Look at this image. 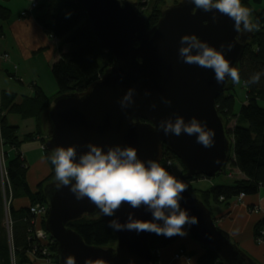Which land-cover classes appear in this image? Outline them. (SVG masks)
I'll return each instance as SVG.
<instances>
[{"label":"water","instance_id":"water-1","mask_svg":"<svg viewBox=\"0 0 264 264\" xmlns=\"http://www.w3.org/2000/svg\"><path fill=\"white\" fill-rule=\"evenodd\" d=\"M75 1L84 7L93 33L111 53L113 64L84 92L52 100L44 113L47 150L75 145L82 154L90 142L105 150L117 144L131 145L138 148L140 158L160 163L164 150L171 151L185 167L180 178L187 187L182 205L199 218L198 224L186 226L190 237L212 250L222 264H256L217 224L212 210L187 183L196 176L215 177L228 165L230 138L217 98L231 81L218 84L212 70L185 64L178 56L180 38L196 33L217 47L234 44L231 51L224 50L237 68L252 33L238 34L226 16L214 18L213 12L203 10L194 13V5L186 0L162 7L152 28L137 0H125L123 6L119 0ZM130 88L135 89V103L124 109L119 101ZM166 99L172 103H164ZM177 114L206 120L216 132L215 145L205 148L194 136L165 135L158 129L161 119ZM55 185V180L49 181L43 190L48 205L45 228L57 243L58 264H64L70 255L77 264H153L150 240L154 234L147 231L115 232L113 246L86 243L69 224L85 216L97 217L99 210L87 198L76 200L68 187L58 190ZM146 208L133 209L124 202L116 218L124 222L133 213L136 218L151 219Z\"/></svg>","mask_w":264,"mask_h":264},{"label":"trees","instance_id":"trees-1","mask_svg":"<svg viewBox=\"0 0 264 264\" xmlns=\"http://www.w3.org/2000/svg\"><path fill=\"white\" fill-rule=\"evenodd\" d=\"M164 2L165 0H157L151 12L141 11L148 16L149 28L158 22ZM262 2L263 0H243L244 5L252 10V20L259 21L261 24L260 31L252 33L237 66L241 82L246 89L245 100L237 109L234 93L236 84L232 82L228 89L217 98V107L226 126L234 121V126L227 128L231 145L228 165L238 170L242 177L234 179L231 184H215L204 190L194 189L190 184L193 180L208 177L196 176L187 182L190 191L210 209L211 201L230 203L232 200L236 201L241 193L246 196L255 195L264 190V107L259 103L264 99V77L257 85L246 83L252 74L264 72V7H258ZM35 9L37 10L36 20L44 32L58 40V59L54 61L51 68L57 84V93L49 96L38 84H33L34 97H25L21 103H15V93L1 91L2 109L7 113L19 114L23 118H35L37 130L26 135L24 140H20L17 135L18 127L7 122V114L1 119V137L4 145L13 151L9 153L10 149L6 150L7 164L4 171L0 166V264H12V251L17 264L36 263L34 259L36 255L33 257L32 251L35 249L34 246L42 249V245L32 232L36 224L34 225L35 216L31 213L30 207L47 203L44 185L46 182L55 180L54 167L49 160L51 152L45 149L50 173L38 183L35 189L31 188L28 180L30 168L21 152L22 143L36 138L39 134L44 135L42 133V126L45 124L44 113L54 98L62 94L84 92L92 83L101 79L105 71L113 64L111 53L101 47L93 33L84 7L75 0H40L32 10ZM140 10H142L141 7ZM68 13L71 15H67ZM28 14V11H23L21 16L25 17ZM11 16V11L0 4V20L6 22ZM10 76L15 77L13 74ZM42 142L45 143L46 139L44 138ZM165 156L169 160L178 159L167 149L164 150ZM226 171L225 169L224 172ZM3 173L8 180L5 183L6 197L11 199L8 210L13 222L11 243L4 226L6 211L3 205L4 194L1 182ZM230 174L231 172L228 176ZM17 200L19 203H16ZM109 219L112 217H104L101 214L97 217L85 216L71 222L69 226L76 230L88 244L113 246L117 238L115 231L107 226ZM39 225L45 226L44 217ZM262 228H264L263 219L255 227L256 241ZM178 238L179 235L165 238L154 234L150 240V246L153 251L161 250L173 244ZM49 248L50 257L58 262L57 243L52 240ZM182 250L190 256L196 254V252L188 253ZM154 260H157L156 256ZM217 261H219L217 255L210 249L204 248L203 253L198 256L199 264H213Z\"/></svg>","mask_w":264,"mask_h":264},{"label":"clouds","instance_id":"clouds-1","mask_svg":"<svg viewBox=\"0 0 264 264\" xmlns=\"http://www.w3.org/2000/svg\"><path fill=\"white\" fill-rule=\"evenodd\" d=\"M186 2L194 5V13L203 10L213 12L214 18L217 14L228 17L234 22L233 27L238 34L261 29L260 22L252 20V10L244 5L243 0ZM119 3L123 6L125 0H119ZM179 45L178 56L183 63L212 70L218 84L223 85L227 80L233 84L240 83V73L224 50L227 47L231 51L234 44L217 47L198 34L189 33L180 38ZM262 77L264 72L254 73L246 83L257 85ZM134 93L135 89L130 88L123 95L119 101L122 108L127 109L135 103ZM164 103L170 105L172 101L166 99ZM158 129L165 135L194 136L196 143L205 148L215 145V130L197 116L190 119L179 114L169 116L160 120ZM87 148L82 154H78L75 145L58 146L52 150L49 160L54 167L55 186L58 190L68 187L76 200L87 198L101 215L112 217L108 220V228L115 232L135 231L137 234L147 231L171 238L187 235L186 226L199 223V218L182 205L185 200L183 194L187 190L185 183L159 161L140 158L138 148L131 145L117 144L105 150V146L90 142ZM124 202H129L133 209L146 205L151 219L136 218L129 213L127 220L121 222L116 213ZM64 264H77V260L70 255Z\"/></svg>","mask_w":264,"mask_h":264},{"label":"crops","instance_id":"crops-1","mask_svg":"<svg viewBox=\"0 0 264 264\" xmlns=\"http://www.w3.org/2000/svg\"><path fill=\"white\" fill-rule=\"evenodd\" d=\"M0 4L8 8L12 14L10 20L6 22L0 20L1 91L15 93V103H21L25 97H34L33 84H38L47 95H55L57 84L53 85L54 88L50 91L44 85L40 75H42L43 68H45L49 71V76H53L51 68L54 61L58 59V40L44 32L36 20L37 10L31 9L29 0H0ZM23 11H28L29 14L22 17ZM11 74L15 77L10 76ZM13 115L19 114L7 113V122L18 127L17 135L20 140H24L26 135L36 132L37 122L35 118H23L19 115L21 117L20 123ZM14 120L17 122H13ZM20 131L24 133L23 137L20 136ZM44 138L45 136L42 135L31 141H25L21 145V152L26 161L28 153L41 151L40 155L37 152L38 158L33 164L27 163L30 167L28 180L32 189H35L38 183L45 179L50 172L42 148ZM258 204L264 208V190L255 195H247L240 203L235 200L230 203H219L216 212H213V210L212 212L217 224L230 234L233 241L256 264H264V243H258L255 239V227L262 220V212L253 211V208ZM180 249H184L188 253L196 252L198 256L203 253L202 247L195 245L190 239L180 240L178 243L160 250L158 263L199 264L198 256L192 257L191 261L183 257L176 258L175 255ZM35 264L55 263H47L41 259Z\"/></svg>","mask_w":264,"mask_h":264},{"label":"rangeland","instance_id":"rangeland-1","mask_svg":"<svg viewBox=\"0 0 264 264\" xmlns=\"http://www.w3.org/2000/svg\"><path fill=\"white\" fill-rule=\"evenodd\" d=\"M30 1V5H31V0ZM136 1V0H134ZM137 1H140V7H141V11L142 12H151L152 10V7L154 6V4L157 2V0H137ZM178 1L180 0H165L164 4H163V7L166 6V5H172V4H175L177 3ZM31 7V6H30ZM259 8H262L264 7V0L262 2L261 5H258ZM52 74V73H51ZM41 78H42V81L44 83V85H46V88L47 89H50V91L54 88V86L56 85V81L54 79L53 76H49V71H47L45 68H43V72H42V75H40ZM53 81V82H52ZM52 83V84H51ZM54 85V86H53ZM57 87V85H56ZM234 93L236 94V108L239 109L241 107V105L243 104L244 100H245V97H246V89L245 87L243 86L242 82L240 81L239 84H236L235 85V88H234ZM0 101H1V89H0ZM260 105L262 107H264V99L263 100H260L259 101ZM2 105V104H1ZM0 113H1V116L3 117L5 114H7L6 111H4L2 109V106H1V110H0ZM13 117H16L17 118V121L21 123V117L19 115H13ZM2 119V118H1ZM12 119V118H11ZM16 120H14L13 122H17ZM45 121V120H44ZM19 123V124H20ZM45 124L42 126V133H44L43 136H45V139H47V128H46V121L44 122ZM234 126V121L230 122L227 126L228 129H230L231 127ZM1 127V125H0ZM25 129V127H24ZM45 131V132H44ZM24 133L22 131H20V136L23 137ZM42 135H37V137H41ZM36 137V138H37ZM27 141H31V140H27ZM42 148L45 150L47 149L46 148V145L45 143L43 142L42 144ZM7 149H10L9 150V153H12L11 151V148H8L4 145V142H3V139L1 137V128H0V166L2 167L3 171L6 167V164H7V160L5 158V153H6V150ZM11 151V152H10ZM15 151V150H14ZM38 154L40 155L41 154V151H37ZM36 153H28L27 154V163L28 164H33L35 162V160L38 158V154ZM34 154V155H33ZM170 161V162H168ZM162 166H165L167 168H170V172L173 173L174 175H176L179 179L181 178L182 174L184 173V166L183 164L178 160H169L166 158V156L164 157L163 161H162ZM30 168V167H29ZM225 169L227 170L226 172H223L215 177H212V178H200V179H197V180H193L191 182V187H193L194 189H199V190H204V189H208L210 188L211 186L215 185V184H231L233 183L234 179H237V178H241L242 175L238 172V170H235L233 168H231L230 165H227L225 167ZM2 171V172H3ZM32 171V170H31ZM231 172V174L228 176V173ZM50 173V172H49ZM29 174V172H28ZM31 174V172H30ZM33 176L31 175V178ZM30 178V179H31ZM42 181V180H41ZM2 190H3V205H4V208H5V211H6V214H5V219H4V226L6 227V230H7V233L9 235V239H10V243L12 242V220H11V217L9 215V204H10V201L11 199L9 200L7 197H6V193H5V183L8 182L7 178L4 177V173H3V179H2ZM47 183V182H46ZM16 203H19L18 200L16 201ZM218 204L219 203H216L215 201H211L210 202V207L211 209L213 210V212H216L217 210V207H218ZM42 221V218H37L35 220V223L36 224V227L39 226V222ZM188 231V230H187ZM190 239V241H192L195 245H198L200 247H202V245H200L198 242L194 241L190 235H189V232L187 235L185 236H179V238L174 242V243H178L180 240H188ZM30 240L32 241V238L30 237ZM173 243V244H174ZM12 247V246H11ZM35 249H38L39 251L37 252H40V254H37L36 250L35 253H33L32 251V256L34 257L35 255V261L37 262L38 260H44L45 262L47 263H55V264H58V262H56L53 258L49 257V254L48 255H45L43 252H42V249H39V246H34ZM49 252H50V248L47 247ZM202 249H204V247H202ZM14 252L12 251L11 253V257H12V264H17L16 263V259L14 257ZM38 256V257H37ZM198 256V253H196L194 256ZM176 257V256H175ZM160 258V256H159ZM157 259V258H156ZM155 261V260H154ZM153 261V264H156V261L154 262Z\"/></svg>","mask_w":264,"mask_h":264},{"label":"built area","instance_id":"built-area-1","mask_svg":"<svg viewBox=\"0 0 264 264\" xmlns=\"http://www.w3.org/2000/svg\"><path fill=\"white\" fill-rule=\"evenodd\" d=\"M40 0H31V9H34L38 2ZM0 110H1V101H0ZM1 113H0V125H1ZM170 162V161H168ZM167 168V167H166ZM170 170V168H168ZM246 197V195L244 193H241L239 195V197H237V203H240V202H243L244 198ZM30 211L31 213L35 216V220L37 218H43L47 212H48V207L45 203L43 204H36V205H32L30 207ZM253 211L254 212H257V213H260L262 212V219L264 220V208H262L259 204L257 206H255L253 208ZM37 224L35 223L34 221V225ZM34 235L36 236L37 239H39V241H41V245H42V252L45 254V255H48L49 254V257L51 255V251L49 252L48 248L49 247V244L52 243V240L50 239V235L49 233L44 229V228H41V227H35L33 228V231ZM32 238V237H31ZM257 242L258 243H264V228H262L260 230V235L259 237L257 238ZM37 251V249H34ZM33 250V253H35V251ZM154 256H156L157 258V261H156V264H159V256H160V250H156L154 251ZM176 258H185L187 259L188 261H191L192 260V256L188 255L187 253H185L182 249L179 250L177 253H176ZM213 264H220V261H217Z\"/></svg>","mask_w":264,"mask_h":264}]
</instances>
